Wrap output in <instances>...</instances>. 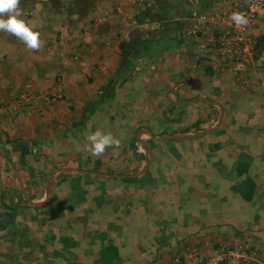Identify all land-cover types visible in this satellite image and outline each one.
I'll list each match as a JSON object with an SVG mask.
<instances>
[{"label": "crops", "instance_id": "1", "mask_svg": "<svg viewBox=\"0 0 264 264\" xmlns=\"http://www.w3.org/2000/svg\"><path fill=\"white\" fill-rule=\"evenodd\" d=\"M250 1L20 0L42 43L0 32V264H264V9L250 53L218 32Z\"/></svg>", "mask_w": 264, "mask_h": 264}, {"label": "built area", "instance_id": "2", "mask_svg": "<svg viewBox=\"0 0 264 264\" xmlns=\"http://www.w3.org/2000/svg\"><path fill=\"white\" fill-rule=\"evenodd\" d=\"M264 9L263 0H252L245 6H234L226 11L219 24L220 43L229 44L233 46V50L238 54H248L251 51L252 39L249 34V26L254 21L260 11ZM233 12H242L248 18V25L243 28H238L234 23L229 20V16ZM205 13V12H204ZM200 17L204 14L195 13L194 16ZM31 95L29 92L23 94L19 99L11 104L16 107L23 106L24 108H30L32 105ZM62 99L60 93L52 95L49 99L50 103H55ZM218 254L213 260L202 261L200 264H260L259 251L256 248L245 246V247H234L229 245L218 246ZM179 262V260L177 261Z\"/></svg>", "mask_w": 264, "mask_h": 264}, {"label": "clouds", "instance_id": "3", "mask_svg": "<svg viewBox=\"0 0 264 264\" xmlns=\"http://www.w3.org/2000/svg\"><path fill=\"white\" fill-rule=\"evenodd\" d=\"M23 10L20 8V0H0V32L14 36L21 41L30 52L38 51L41 48L40 33L33 31L25 21L20 19ZM229 20L238 28L248 25L249 21L242 12H233ZM87 151L93 157L102 156L107 148L120 147V139L114 138L111 133H104L100 130L87 135Z\"/></svg>", "mask_w": 264, "mask_h": 264}, {"label": "trees", "instance_id": "4", "mask_svg": "<svg viewBox=\"0 0 264 264\" xmlns=\"http://www.w3.org/2000/svg\"><path fill=\"white\" fill-rule=\"evenodd\" d=\"M141 41L138 38H133L132 41L128 44H121L120 47L123 51L122 59L125 62V59L130 56L132 52L137 51L141 47Z\"/></svg>", "mask_w": 264, "mask_h": 264}, {"label": "rangeland", "instance_id": "5", "mask_svg": "<svg viewBox=\"0 0 264 264\" xmlns=\"http://www.w3.org/2000/svg\"><path fill=\"white\" fill-rule=\"evenodd\" d=\"M53 95H54V94H53ZM51 97H52V95L50 96V98H51ZM50 98H49V99H50Z\"/></svg>", "mask_w": 264, "mask_h": 264}, {"label": "water", "instance_id": "6", "mask_svg": "<svg viewBox=\"0 0 264 264\" xmlns=\"http://www.w3.org/2000/svg\"><path fill=\"white\" fill-rule=\"evenodd\" d=\"M241 65H244V63H241Z\"/></svg>", "mask_w": 264, "mask_h": 264}]
</instances>
